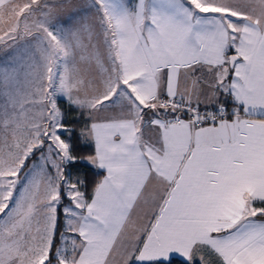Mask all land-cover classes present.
<instances>
[{
  "label": "snow or ice",
  "instance_id": "obj_1",
  "mask_svg": "<svg viewBox=\"0 0 264 264\" xmlns=\"http://www.w3.org/2000/svg\"><path fill=\"white\" fill-rule=\"evenodd\" d=\"M0 21V264H264V0Z\"/></svg>",
  "mask_w": 264,
  "mask_h": 264
},
{
  "label": "trees",
  "instance_id": "obj_2",
  "mask_svg": "<svg viewBox=\"0 0 264 264\" xmlns=\"http://www.w3.org/2000/svg\"><path fill=\"white\" fill-rule=\"evenodd\" d=\"M77 127H79V125H77ZM79 150H80L82 153L90 152V151H91L90 148H83V147H81Z\"/></svg>",
  "mask_w": 264,
  "mask_h": 264
},
{
  "label": "rangeland",
  "instance_id": "obj_3",
  "mask_svg": "<svg viewBox=\"0 0 264 264\" xmlns=\"http://www.w3.org/2000/svg\"><path fill=\"white\" fill-rule=\"evenodd\" d=\"M6 22H7V21H1V23H3V24H1L0 26H3Z\"/></svg>",
  "mask_w": 264,
  "mask_h": 264
},
{
  "label": "crops",
  "instance_id": "obj_4",
  "mask_svg": "<svg viewBox=\"0 0 264 264\" xmlns=\"http://www.w3.org/2000/svg\"><path fill=\"white\" fill-rule=\"evenodd\" d=\"M1 24H3V23H1V21H0V25H1Z\"/></svg>",
  "mask_w": 264,
  "mask_h": 264
}]
</instances>
